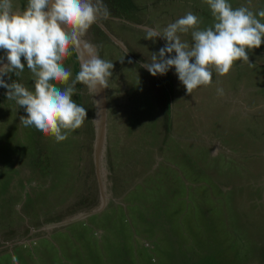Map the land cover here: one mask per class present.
Listing matches in <instances>:
<instances>
[{
	"label": "rangeland",
	"instance_id": "obj_1",
	"mask_svg": "<svg viewBox=\"0 0 264 264\" xmlns=\"http://www.w3.org/2000/svg\"><path fill=\"white\" fill-rule=\"evenodd\" d=\"M229 2L264 9V0ZM103 3L108 17L83 42L113 61V74L109 88L95 95L77 83L73 99L87 111L81 128L56 142L24 127L25 110L0 87V222L14 208L17 217L29 213L41 222L52 211L50 223L62 224L0 254V264H12L13 256L19 264H264V42L248 52L250 64L237 61L227 75L213 73L210 86L187 94L174 67L156 76L141 67L167 43L143 36L188 12L200 18L201 29L210 26L208 5ZM182 40L193 43L190 34ZM82 61L75 52L64 61L70 79ZM9 75V83L34 90L27 66L20 77ZM27 158L51 181L29 174L24 185H13L19 193L10 191L14 174L29 173ZM32 185L44 188L37 194Z\"/></svg>",
	"mask_w": 264,
	"mask_h": 264
},
{
	"label": "clouds",
	"instance_id": "obj_2",
	"mask_svg": "<svg viewBox=\"0 0 264 264\" xmlns=\"http://www.w3.org/2000/svg\"><path fill=\"white\" fill-rule=\"evenodd\" d=\"M208 5L213 23L200 28V18L186 13L162 30L148 28L145 39L167 41L158 53H151V62L144 63L151 75H165L171 68L186 93L200 86H210L213 73L227 75L237 61L249 63L248 52L264 42V9L253 11L250 6L233 8L229 0H203ZM251 5V0H248ZM109 11L103 0H27L23 10H15L14 0H0V86L7 89L8 100L15 101L26 115L20 116L24 127L34 128L44 137L62 142L83 126L86 108L78 105L73 95L77 83L89 93L109 88L113 61L100 58L91 45L83 42L90 27ZM190 34L193 43L182 40ZM88 58L80 64L74 79L64 61L81 46ZM175 53V55H168ZM22 58L23 61L22 62ZM26 62V63H25ZM250 64V63H249ZM25 66L34 80V90L23 83L4 77L14 73L20 77ZM63 86V87H61ZM223 94V89H217ZM12 264H19L16 256Z\"/></svg>",
	"mask_w": 264,
	"mask_h": 264
},
{
	"label": "crops",
	"instance_id": "obj_3",
	"mask_svg": "<svg viewBox=\"0 0 264 264\" xmlns=\"http://www.w3.org/2000/svg\"><path fill=\"white\" fill-rule=\"evenodd\" d=\"M21 3H25V5H26L27 0H14L15 10L19 11L18 7ZM2 51L3 50H0V53H2ZM5 58H6V56L4 57V59ZM3 62H6V61L3 60ZM74 73H76L75 69H74ZM4 79L6 82L9 83V81H8L9 77L6 76ZM0 87H2V86H0ZM15 160L16 159L13 160V158H12L10 161L12 162V164H14ZM28 160H29L28 158L24 160V166L27 167V169L29 170V173L27 175H25V173H24V175L19 173L16 175L14 174L13 177L11 176L12 179L9 181L10 182V185H9L10 191H13L15 193H19L20 189L18 188V186H16L14 188L13 185H15L16 182H20V183L24 182L25 177L30 176L29 174H31V177L36 178L35 180H37L43 184H46V183L51 181L50 175L47 172L36 169L34 164H30L28 162ZM93 166L95 167V170H96V178H97V179L95 178L96 184H98V182H99L98 176L99 175L97 174V172H98L97 162L94 161ZM75 176H78V174H76ZM84 180H88V179L84 178ZM122 181L127 182L128 180L122 179ZM35 183L36 182H33V184H35ZM43 188H44V186L41 189H39L34 185H32V187H31L32 191H34L37 194H39ZM28 193H31V192L29 190H27L23 194H28ZM14 203H16V202H14ZM14 203L12 204L13 207L15 206ZM13 210H14V208H13ZM13 210H8V212L6 214L7 217L5 218L4 221L0 222V230H3V232L0 231V234H1L0 235V254H3L4 252H6L9 249L10 250L14 249L15 247L19 246V244L28 243V242L33 241V240L36 241L37 239L42 238L43 236H46L45 235L46 231L47 232L51 231L50 230L51 228L56 229V227H61V225H62L61 222L59 223V221L55 224L50 223L51 222L50 221L51 216L54 213L52 211H50L49 219L47 220L48 222H41V220L39 218H37V219L30 218L29 213L21 212V213H19V215L21 217H17V214H14ZM79 214L81 215L82 212L80 211ZM0 218H1V215H0ZM63 220H66V219L64 218Z\"/></svg>",
	"mask_w": 264,
	"mask_h": 264
},
{
	"label": "water",
	"instance_id": "obj_4",
	"mask_svg": "<svg viewBox=\"0 0 264 264\" xmlns=\"http://www.w3.org/2000/svg\"><path fill=\"white\" fill-rule=\"evenodd\" d=\"M79 54L81 55V57H82L83 60H85V59L88 58V53H87V51L84 49L83 46H81V51H80ZM100 100H102V99H100ZM100 110L103 112V108H102V107L100 108ZM98 136H100V129H99V127H98ZM98 136H97V140H98ZM95 162H97L96 159H95Z\"/></svg>",
	"mask_w": 264,
	"mask_h": 264
},
{
	"label": "trees",
	"instance_id": "obj_5",
	"mask_svg": "<svg viewBox=\"0 0 264 264\" xmlns=\"http://www.w3.org/2000/svg\"><path fill=\"white\" fill-rule=\"evenodd\" d=\"M74 69H75V67H74ZM75 72L78 73L76 69H75Z\"/></svg>",
	"mask_w": 264,
	"mask_h": 264
},
{
	"label": "bare ground",
	"instance_id": "obj_6",
	"mask_svg": "<svg viewBox=\"0 0 264 264\" xmlns=\"http://www.w3.org/2000/svg\"><path fill=\"white\" fill-rule=\"evenodd\" d=\"M142 73V72H141ZM151 77V76H150ZM157 83V82H156ZM150 84V83H149ZM153 87V86H152Z\"/></svg>",
	"mask_w": 264,
	"mask_h": 264
}]
</instances>
